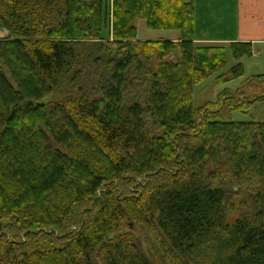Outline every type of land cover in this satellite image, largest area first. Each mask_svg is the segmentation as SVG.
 <instances>
[{"label":"trees","instance_id":"16d2710c","mask_svg":"<svg viewBox=\"0 0 264 264\" xmlns=\"http://www.w3.org/2000/svg\"><path fill=\"white\" fill-rule=\"evenodd\" d=\"M0 29V264H264V123L233 117L264 75L194 103L250 43L218 76L195 0H0Z\"/></svg>","mask_w":264,"mask_h":264},{"label":"crops","instance_id":"0c3cea01","mask_svg":"<svg viewBox=\"0 0 264 264\" xmlns=\"http://www.w3.org/2000/svg\"><path fill=\"white\" fill-rule=\"evenodd\" d=\"M222 1L225 0H195L199 45L229 46L232 43H250L253 46V57H264V0H233L229 13L223 8ZM212 33L222 36H207ZM7 37L8 33L0 30V39ZM178 38L171 41H177ZM243 61L240 63L244 66Z\"/></svg>","mask_w":264,"mask_h":264},{"label":"rangeland","instance_id":"374dc122","mask_svg":"<svg viewBox=\"0 0 264 264\" xmlns=\"http://www.w3.org/2000/svg\"><path fill=\"white\" fill-rule=\"evenodd\" d=\"M223 3V8L227 13L232 10L233 7V0H225ZM221 4V3H220ZM219 9V8H218ZM222 10V8H220ZM219 19H217L216 23H218ZM1 30V29H0ZM210 38H217L222 36L221 34L212 33L207 35ZM175 37H178V34L175 32H164V31H152L147 28L145 22L141 21L138 24V39L140 41H171ZM200 46H207V45H200ZM227 49L228 58H229V65L226 67L218 76L229 72L234 66L238 63L235 61L231 55L229 50V46H222ZM173 59H176V55H174ZM244 69H245V76L243 79L233 81L227 85L220 86L216 83V76L211 77L205 83L201 84L195 89L194 94V103L196 108H200L205 106L208 103H216L218 100L219 95L226 89L235 91L237 90L246 79L253 78V76H260L264 75V57H251V58H244ZM241 60V61H242ZM240 61V62H241ZM234 120L236 123H245L251 120H255L260 123H264V104H255L254 107L250 110V114H241L235 113L233 115ZM230 219L234 221L236 216H231ZM133 235H138L136 230H133Z\"/></svg>","mask_w":264,"mask_h":264}]
</instances>
